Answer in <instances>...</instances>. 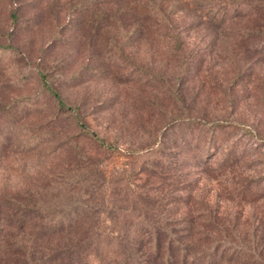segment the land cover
<instances>
[{
	"label": "rangeland",
	"instance_id": "1",
	"mask_svg": "<svg viewBox=\"0 0 264 264\" xmlns=\"http://www.w3.org/2000/svg\"><path fill=\"white\" fill-rule=\"evenodd\" d=\"M193 1L0 0V45L13 47H0V187L39 182L49 166L72 167L86 155L133 189L147 182L157 186L171 166L194 162L188 167L191 189L180 191L182 202L174 204L171 216L198 221L215 214L255 222L264 211V146L258 140L264 138V61L254 62L230 35L255 19L234 17L221 30L203 23L192 27L210 12L194 10ZM95 14L101 16L98 30L92 25ZM174 32L182 41L176 50ZM111 43L119 45L112 50L117 64L104 61ZM203 43L211 54L190 55ZM237 60L249 67L244 78L232 80ZM90 66L106 76L90 75L85 71ZM36 69L49 79L81 75L77 84L53 85L65 103H78L87 127L110 148L55 113ZM182 118L226 125L210 131ZM127 194L112 193L113 204L124 205ZM197 221L202 226L207 219ZM107 226L100 223L104 231L87 251V264L118 260L115 233Z\"/></svg>",
	"mask_w": 264,
	"mask_h": 264
},
{
	"label": "trees",
	"instance_id": "2",
	"mask_svg": "<svg viewBox=\"0 0 264 264\" xmlns=\"http://www.w3.org/2000/svg\"><path fill=\"white\" fill-rule=\"evenodd\" d=\"M193 2L198 3L194 10L210 12L205 21L193 22L192 27L203 23L206 28L221 30L225 26L228 28L231 18L253 16V23L232 29L230 35L238 38L236 45L243 52L252 54L254 62L264 61V2ZM212 2L218 4L209 6ZM10 15L12 19L16 18L14 11ZM95 17L92 25L98 30L101 16ZM202 45L193 49L190 55L211 54L212 48ZM181 46L182 41L174 32V50ZM0 47L13 48L11 45ZM112 50H119V45H109L104 55L107 64L118 63V56H114ZM182 63L186 66L189 62ZM239 64L233 62L236 72L232 80L245 77L249 66ZM85 71L94 76H106L99 67L90 66ZM35 72L46 94L54 101L55 113L73 121L83 136L110 148L102 137L87 127L78 103H65L57 89L58 84H77L82 81L81 75L78 72L55 74L49 79L44 71L36 69ZM177 89L178 86L173 88L175 94H178ZM182 120L193 122L192 125L202 124L210 131L213 126L226 125L220 120ZM258 140L264 146V138ZM183 141L186 148L187 142ZM193 165L196 164L193 162L187 166L178 162L171 166L172 171L164 176L166 179H162L161 184L156 186L147 182L133 189L121 175L104 173L86 155L72 167L49 166L43 170L39 182L28 181L15 188L7 184L0 187V264H87L86 253L99 241L104 231L99 227L104 221L109 223L107 230L115 233L116 250L120 251L118 260L110 261V264H264V211L255 222L248 219L242 224L234 216L222 219L207 214L203 216L207 219L204 224V218L200 217L197 221L194 216H171L174 204L182 202L180 191L191 189L188 167ZM119 189L128 192L124 205L112 202V193L118 194ZM244 190L254 194L250 187ZM132 209L135 211L133 217L126 214ZM196 221H201L202 226L196 225Z\"/></svg>",
	"mask_w": 264,
	"mask_h": 264
}]
</instances>
